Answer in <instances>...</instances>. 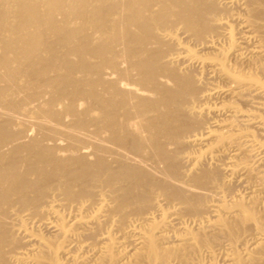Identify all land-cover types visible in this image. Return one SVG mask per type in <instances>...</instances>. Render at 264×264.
<instances>
[{
	"label": "bare ground",
	"instance_id": "1",
	"mask_svg": "<svg viewBox=\"0 0 264 264\" xmlns=\"http://www.w3.org/2000/svg\"><path fill=\"white\" fill-rule=\"evenodd\" d=\"M0 264H264V0H0Z\"/></svg>",
	"mask_w": 264,
	"mask_h": 264
},
{
	"label": "rangeland",
	"instance_id": "2",
	"mask_svg": "<svg viewBox=\"0 0 264 264\" xmlns=\"http://www.w3.org/2000/svg\"><path fill=\"white\" fill-rule=\"evenodd\" d=\"M217 82H218V83H217ZM213 83H214V84H218V85H220V84H222V81H219V80H218V81H217V80H214V81H213ZM222 100L224 101L225 99H222ZM226 101H227V100H226ZM234 188H235V190H234L235 192H237V193H242V188H241V187H234ZM236 188H237V189H236ZM240 190H241V191H240ZM41 233H42L41 235H43V234H44L43 236H45V235H46V233H45V232H44V233H43V232H41ZM47 236H48V235H47ZM47 236H45V237H47Z\"/></svg>",
	"mask_w": 264,
	"mask_h": 264
}]
</instances>
